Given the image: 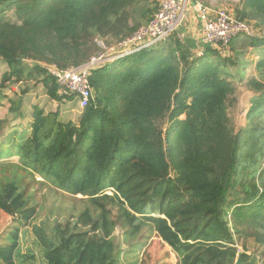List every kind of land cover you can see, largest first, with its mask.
<instances>
[{
  "label": "trees",
  "instance_id": "obj_1",
  "mask_svg": "<svg viewBox=\"0 0 264 264\" xmlns=\"http://www.w3.org/2000/svg\"><path fill=\"white\" fill-rule=\"evenodd\" d=\"M150 1L0 0V61L8 67L0 106L8 100L13 115L0 133L14 131L10 121L31 120L0 146L60 189L88 198L76 219L33 227L46 264H122L123 238L114 232L134 233L143 220L187 264H235L231 221L264 232V80L248 81L255 97L246 126L238 128L227 112L236 92L229 67L244 68L249 48L260 51L255 70L264 78V0H243L236 10L239 20L254 24L255 38L206 46L194 57L174 34L92 71L93 98L75 120L38 104L28 117L24 99L34 90L28 82L41 85L48 101L74 100L60 93L52 70L87 63L99 51L97 38L112 43L137 31L156 12ZM11 82L27 90L9 98ZM22 198L13 185L0 195V218L18 217L0 238V264H18V226L36 215Z\"/></svg>",
  "mask_w": 264,
  "mask_h": 264
},
{
  "label": "rangeland",
  "instance_id": "obj_2",
  "mask_svg": "<svg viewBox=\"0 0 264 264\" xmlns=\"http://www.w3.org/2000/svg\"><path fill=\"white\" fill-rule=\"evenodd\" d=\"M193 2H199L213 10L225 9L234 16H237L236 10L242 6L243 0H194ZM150 4L152 10L156 11L161 6L160 0H151ZM6 16L8 19L15 20V14L13 12H7ZM150 19L151 18H149V20ZM148 22V20L144 21L142 26H145ZM185 24L176 32V36L187 45L192 42L191 44L194 45V48H191L192 55L194 57L200 56L201 52H204L205 48H197L194 39L188 37L192 35L187 33L188 29L186 28ZM249 24H251V26L253 25L254 27L252 22ZM263 32H260V34H263ZM96 40L99 51L95 52L93 56L90 57V59L103 53L106 49L112 48L113 45L118 42L114 41L109 43V41L107 42L103 38H97ZM249 51L250 48L240 61L241 66L244 65L243 63L247 64V68L245 70L243 67L234 68L228 66L229 69L236 73V77L230 79L234 82L236 92L232 98V100H234L233 105L229 107L227 112L230 120L238 128H243L246 126L247 114L251 107L250 101L255 97V94L248 86V81L252 78H255L258 81L264 80V78H261L259 73L255 70L256 64L253 61L256 58L255 54L248 56L247 54ZM7 71V65L0 61V83L3 75ZM239 73H242L244 78L243 80L239 79ZM28 83L31 85L30 89H35V91H37V95L29 93L24 99V103L27 108V114L30 116V104L32 105L34 101H37L40 102V106H43V104L45 105L49 101L47 98H45V100L41 102L44 99L41 85L40 88L36 87V89L34 82L30 81ZM23 86L25 85L23 84ZM27 86L28 84H26L22 91L27 90ZM22 91H20V87L16 83L12 82L9 87L5 89V92L9 98H14L17 94L21 95V93H23ZM65 104L68 108L67 112L70 111L75 119L81 112L77 99L67 101ZM9 108V101L3 100L2 106H0V123L2 122L3 126H5L4 123H7L13 118V115L9 114L8 112ZM21 122L23 124H21ZM9 126L14 128V131L13 129L11 131L14 133V136L18 138L16 135L17 132L19 135L23 134L24 130L28 129L30 124L27 119L23 121L17 119L10 121ZM164 127H166V125H164ZM11 131L9 133L6 128L3 129L0 133V135H2L0 137V142L4 140V136L6 137L7 135H11ZM10 153L11 151H9V146L7 144L0 146V195L3 193L6 186L13 185L19 189V194L23 196L22 200L24 201L22 202L24 205L27 207L36 206V215L27 224H25L24 221H21L22 225L18 226L20 229V240L18 251L16 253L17 263L46 264V261L43 258L42 248L38 242L36 234L34 233L33 227L38 226L47 228V230H49L55 224V222L63 223L67 220L76 219L88 207V198L83 197L82 195H73L70 192L60 189V187L54 183L53 179L39 174L34 170L33 167L29 166L24 161L23 156L20 153L18 155H15V153L13 156H10ZM236 189L239 190V187ZM17 218V215L13 217L6 213L1 214L0 238L6 231L12 228V222L14 219L18 221ZM230 227L232 228L233 237L235 240L234 248L238 250V258L236 259L235 264L240 261L239 255L241 254L247 258L248 263L264 264V232L235 227L232 221L230 223ZM156 230V227H154L152 223L145 220L141 222L140 226L138 227V231L130 233L126 236H124L125 233H123L120 229H116L114 235H119L121 238H123L121 241V248L125 250V254L121 257V263L187 264L186 262L182 261L178 254L161 239Z\"/></svg>",
  "mask_w": 264,
  "mask_h": 264
},
{
  "label": "built area",
  "instance_id": "obj_3",
  "mask_svg": "<svg viewBox=\"0 0 264 264\" xmlns=\"http://www.w3.org/2000/svg\"><path fill=\"white\" fill-rule=\"evenodd\" d=\"M194 0H160L161 6L149 22L133 34L119 40L112 48L92 57L84 65L68 71L52 70L62 86L61 94L77 99L82 110L93 98L92 71L165 42L184 25L190 14L196 15L201 28L202 46L229 48L240 36L257 37L253 25L239 20L227 10H213ZM227 52V51H225ZM204 52H201L200 56ZM224 53V52H223Z\"/></svg>",
  "mask_w": 264,
  "mask_h": 264
},
{
  "label": "crops",
  "instance_id": "obj_4",
  "mask_svg": "<svg viewBox=\"0 0 264 264\" xmlns=\"http://www.w3.org/2000/svg\"><path fill=\"white\" fill-rule=\"evenodd\" d=\"M189 20V21H188ZM187 21L186 22V28L188 29L187 33H190L192 36H188L190 38H193L194 39V42L195 44L197 45V48H204V46H202L203 44L201 43V28H200V23H199V20L197 18L196 15H193V14H190L187 18ZM192 42H190V44H188L190 46V48H194V45L191 44ZM193 45V46H192ZM255 54L256 58L253 60L256 64L257 60L259 59V55H260V51L258 50H254L253 48H250V51L249 53L247 54L248 56H251ZM245 64V63H244ZM247 68V64H245L244 66V70ZM16 90V89H14ZM35 91V89H34ZM33 90L31 91V93L33 94H36L37 95V91L34 92ZM45 96H44V99L41 101L43 102L45 100ZM40 101V100H39ZM69 101V100H66V101H62V102H55V101H49L47 102L45 105L43 104V106H40V102H37V101H34V103L31 105V107L34 105V104H38L40 107H43L45 108V110L47 112H57L59 111L61 117H66L68 120H75L74 119V116L69 112H67V106H66V102ZM31 111V110H30ZM27 112V111H26ZM78 116V115H77ZM29 117V116H28ZM27 121L31 122L30 119H27ZM21 124H23L21 122Z\"/></svg>",
  "mask_w": 264,
  "mask_h": 264
},
{
  "label": "water",
  "instance_id": "obj_5",
  "mask_svg": "<svg viewBox=\"0 0 264 264\" xmlns=\"http://www.w3.org/2000/svg\"><path fill=\"white\" fill-rule=\"evenodd\" d=\"M237 264H240V261H238Z\"/></svg>",
  "mask_w": 264,
  "mask_h": 264
}]
</instances>
